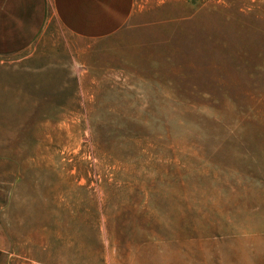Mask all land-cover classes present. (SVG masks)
I'll return each instance as SVG.
<instances>
[{"label":"rangeland","instance_id":"obj_1","mask_svg":"<svg viewBox=\"0 0 264 264\" xmlns=\"http://www.w3.org/2000/svg\"><path fill=\"white\" fill-rule=\"evenodd\" d=\"M3 264H264V0H135L0 56Z\"/></svg>","mask_w":264,"mask_h":264},{"label":"crops","instance_id":"obj_2","mask_svg":"<svg viewBox=\"0 0 264 264\" xmlns=\"http://www.w3.org/2000/svg\"><path fill=\"white\" fill-rule=\"evenodd\" d=\"M135 0H0V56L17 55L51 21L81 39H102L119 31L132 15ZM0 202V264L7 234Z\"/></svg>","mask_w":264,"mask_h":264}]
</instances>
